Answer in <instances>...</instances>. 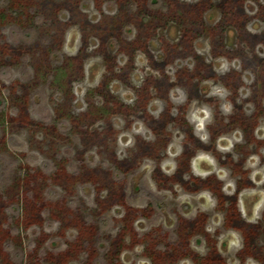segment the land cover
I'll return each mask as SVG.
<instances>
[{
	"label": "rangeland",
	"instance_id": "rangeland-1",
	"mask_svg": "<svg viewBox=\"0 0 264 264\" xmlns=\"http://www.w3.org/2000/svg\"><path fill=\"white\" fill-rule=\"evenodd\" d=\"M263 210L264 0H0V264H264Z\"/></svg>",
	"mask_w": 264,
	"mask_h": 264
},
{
	"label": "flooded vegetation",
	"instance_id": "flooded-vegetation-1",
	"mask_svg": "<svg viewBox=\"0 0 264 264\" xmlns=\"http://www.w3.org/2000/svg\"><path fill=\"white\" fill-rule=\"evenodd\" d=\"M201 1H202V0H199V2H201ZM230 2H231V5H234V6H236V4H237V0H230ZM238 10H239L240 12H244V13H246V12H245V9H243V8H239ZM248 14H249V13H248ZM249 15H250L251 17H253V16L256 15V13H254V14H252V15L249 14ZM216 25H218V24L216 23ZM216 25H214V26H215V27H218V26H216ZM226 30H227L226 32H227L229 35H233V32L230 31L228 28H227ZM246 32H247V31H246ZM253 38H254V36H251L250 39L253 40ZM259 59H261V58H259ZM134 91H135V90H134ZM227 96H228V95H227ZM194 136H195V135H194ZM195 138L197 139L196 141H197L198 143H199V141L202 142L201 139H199L198 137L195 136ZM203 152H206V151H203ZM180 154H181V152H180ZM178 156H179V154H178ZM192 158H193V156L191 157V159H192ZM191 159H190V160H191ZM221 160H222V158L219 159V162H220ZM207 177H209V176H207ZM200 179H201V178H200ZM201 191H202V190H201ZM204 191H206V190H204ZM235 193H236V192H235ZM235 193H232V194H225V195H226V196L229 195L228 197H229V198H232L233 196L235 197ZM234 197H233V198H234ZM216 204H217V201H216ZM148 206H149V205H148ZM263 214H264V210H263V212H262V217H263ZM262 217H261V218H262ZM101 221H104V220H101Z\"/></svg>",
	"mask_w": 264,
	"mask_h": 264
}]
</instances>
